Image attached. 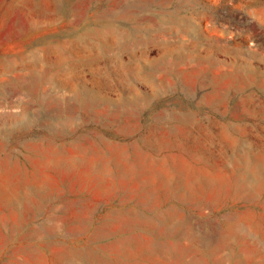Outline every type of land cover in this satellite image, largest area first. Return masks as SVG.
<instances>
[{
	"label": "rangeland",
	"instance_id": "rangeland-1",
	"mask_svg": "<svg viewBox=\"0 0 264 264\" xmlns=\"http://www.w3.org/2000/svg\"><path fill=\"white\" fill-rule=\"evenodd\" d=\"M0 264H264V0H0Z\"/></svg>",
	"mask_w": 264,
	"mask_h": 264
}]
</instances>
